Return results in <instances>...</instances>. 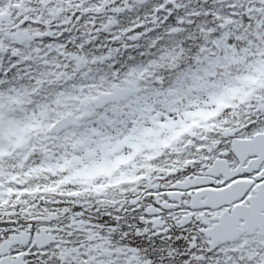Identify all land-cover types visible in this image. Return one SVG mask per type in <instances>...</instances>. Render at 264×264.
I'll use <instances>...</instances> for the list:
<instances>
[{"label": "snow or ice", "instance_id": "snow-or-ice-1", "mask_svg": "<svg viewBox=\"0 0 264 264\" xmlns=\"http://www.w3.org/2000/svg\"><path fill=\"white\" fill-rule=\"evenodd\" d=\"M0 264H264V0H0Z\"/></svg>", "mask_w": 264, "mask_h": 264}]
</instances>
